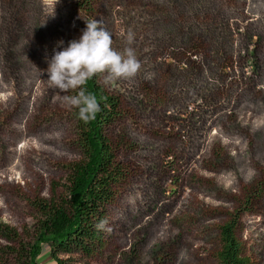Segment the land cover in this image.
Here are the masks:
<instances>
[{
    "label": "rangeland",
    "instance_id": "rangeland-1",
    "mask_svg": "<svg viewBox=\"0 0 264 264\" xmlns=\"http://www.w3.org/2000/svg\"><path fill=\"white\" fill-rule=\"evenodd\" d=\"M88 19L142 65L100 77L121 99L106 133L125 175L92 264H218L232 215L244 255L264 264V0H0V224L31 241L33 202L64 195L83 159L57 94L72 91L50 89L46 69ZM8 246L1 264H19ZM42 250L39 264H55Z\"/></svg>",
    "mask_w": 264,
    "mask_h": 264
},
{
    "label": "trees",
    "instance_id": "trees-1",
    "mask_svg": "<svg viewBox=\"0 0 264 264\" xmlns=\"http://www.w3.org/2000/svg\"><path fill=\"white\" fill-rule=\"evenodd\" d=\"M100 77L94 76L84 86L100 102L101 112L96 119L85 124L78 119V109H72L83 159L71 166L65 194L58 200L33 202L40 217L29 242H24L16 230L0 224V239L8 242L10 255L21 259L19 264H39L43 246L49 247L55 264H92L105 247V232L97 231L95 225L108 218V207L114 202L125 174L106 133L121 117V99L101 85ZM238 227V215H232L220 227L218 264H251L237 236ZM73 255L79 258H71Z\"/></svg>",
    "mask_w": 264,
    "mask_h": 264
},
{
    "label": "clouds",
    "instance_id": "clouds-1",
    "mask_svg": "<svg viewBox=\"0 0 264 264\" xmlns=\"http://www.w3.org/2000/svg\"><path fill=\"white\" fill-rule=\"evenodd\" d=\"M85 23L86 28L78 41L72 40L68 47L54 52L46 69L49 77L46 83L50 89L60 92L78 90L75 95L57 94L63 106L69 110L78 109V119L87 124L101 112L97 96L84 87L88 81L97 75L105 85L114 80H130L138 75L142 65L131 46L122 51L112 47V35L102 26V21L88 19ZM126 39L131 45L134 33L129 31ZM59 43L63 44V41ZM95 228L104 232L112 230L108 218L100 219Z\"/></svg>",
    "mask_w": 264,
    "mask_h": 264
}]
</instances>
